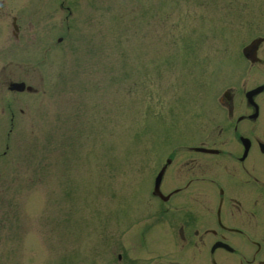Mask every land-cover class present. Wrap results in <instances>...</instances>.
<instances>
[{
    "label": "rangeland",
    "instance_id": "374dc122",
    "mask_svg": "<svg viewBox=\"0 0 264 264\" xmlns=\"http://www.w3.org/2000/svg\"><path fill=\"white\" fill-rule=\"evenodd\" d=\"M9 1L21 36L3 50L37 92L18 107L0 88V264H129L117 241L134 225L114 226L113 209L118 222L147 205L174 144L209 143L203 103L230 72L239 18L264 20V0H64L67 21L59 0Z\"/></svg>",
    "mask_w": 264,
    "mask_h": 264
},
{
    "label": "flooded vegetation",
    "instance_id": "af4514ba",
    "mask_svg": "<svg viewBox=\"0 0 264 264\" xmlns=\"http://www.w3.org/2000/svg\"><path fill=\"white\" fill-rule=\"evenodd\" d=\"M5 5L0 0V35L7 17L17 18ZM233 60L204 103L209 143H203L218 150L196 151L187 136L167 156L159 184L167 204L151 202L156 218L145 230L156 224L161 238L170 233L171 264H264V20L239 18V55ZM4 64L1 86L31 81V71L17 75L12 67L5 70L10 62ZM11 93L3 103L17 105ZM260 225L262 235L245 246L241 230L260 231ZM216 240L227 246L212 247Z\"/></svg>",
    "mask_w": 264,
    "mask_h": 264
}]
</instances>
